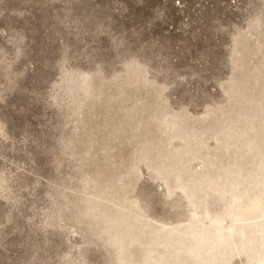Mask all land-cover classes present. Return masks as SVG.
Segmentation results:
<instances>
[{"label":"rangeland","instance_id":"374dc122","mask_svg":"<svg viewBox=\"0 0 264 264\" xmlns=\"http://www.w3.org/2000/svg\"><path fill=\"white\" fill-rule=\"evenodd\" d=\"M0 264H264V0H0Z\"/></svg>","mask_w":264,"mask_h":264},{"label":"bare ground","instance_id":"6f19581e","mask_svg":"<svg viewBox=\"0 0 264 264\" xmlns=\"http://www.w3.org/2000/svg\"><path fill=\"white\" fill-rule=\"evenodd\" d=\"M169 251H171V250H169ZM165 252H167V251H165Z\"/></svg>","mask_w":264,"mask_h":264}]
</instances>
